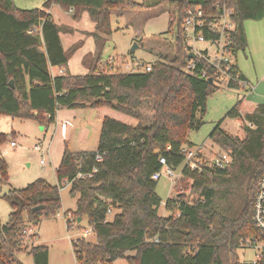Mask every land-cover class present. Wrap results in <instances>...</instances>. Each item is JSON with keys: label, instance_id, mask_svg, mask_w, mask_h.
Segmentation results:
<instances>
[{"label": "trees", "instance_id": "1", "mask_svg": "<svg viewBox=\"0 0 264 264\" xmlns=\"http://www.w3.org/2000/svg\"><path fill=\"white\" fill-rule=\"evenodd\" d=\"M162 1L178 6L168 31L175 29L172 59L151 63L149 72L120 74L101 62L106 37L112 33L111 11H140L160 2L49 0L42 10H20L13 0H0V114L45 125L54 122L63 108L105 106L136 120L129 125L105 116L94 151L73 153L65 147L56 186L38 180L1 195V188L8 185V166L0 151V197L11 208L7 223L0 225V264H23L17 257L20 252H26L33 264H48V248H28L23 232L29 224L36 226L40 215L56 216L64 180L72 181L70 196H78L75 211L64 212V217L70 214L80 222L86 218L96 238L95 244L71 241L78 264H113L119 259L128 264H239L236 251L244 249L242 242L262 240L252 223V205L264 172V105L241 115L239 100L226 114L241 123L244 139L221 130L222 122L209 134L220 151L232 157L228 168L211 167L201 173L185 168L180 149L187 144V135L204 124L207 99L218 89L183 71L189 58L182 51L180 23L187 0ZM205 1L210 6L220 0ZM228 1L235 11L239 52L247 45L243 23L264 19V0ZM53 4L73 10L75 18L87 12L94 23L90 35L96 53L82 62L88 70L85 76L57 73L66 71L70 55L62 47L60 27L46 12ZM5 142L6 135H0V148ZM161 158L174 171L180 169L176 185L189 182L194 194L186 199L176 192L168 198L165 217L159 215L161 199L155 191L157 182L151 180L162 168ZM93 167L97 172L91 178H76ZM37 206L43 209L33 214ZM69 224L67 220L65 225ZM129 252L134 255L127 256ZM256 264H264V256Z\"/></svg>", "mask_w": 264, "mask_h": 264}, {"label": "rangeland", "instance_id": "2", "mask_svg": "<svg viewBox=\"0 0 264 264\" xmlns=\"http://www.w3.org/2000/svg\"><path fill=\"white\" fill-rule=\"evenodd\" d=\"M49 0H13L14 6L20 10H42ZM136 4L152 5L160 2L156 7L140 11H111L110 27L112 33L106 37L101 62L105 63L109 57H115L114 73L127 74L140 71L136 65H150L157 61H170L175 52V29L168 32L173 14L177 12V3H164L162 0H132ZM50 14L54 23L60 27V38L67 54L70 55L66 74L71 76H85L88 71L82 65V57L90 52L95 55L96 48L92 40L95 26L87 14L83 12L75 18V12L64 11L53 4ZM63 29V30H62ZM243 29L247 45L244 50L237 53L236 64L252 85V88L217 90L212 93L206 102V113L203 117L204 124L198 131L187 135V144L197 149L202 147L204 153L212 156L219 152V147L209 139V134L214 127L222 122L221 130L231 137L244 139L245 135L241 123L236 119L226 117L228 111L236 104L242 103L239 112L249 113L254 106L264 105V19L260 21H245ZM136 45L133 53L130 50ZM73 51V52H72ZM72 52V54H71ZM128 67V68H127ZM99 116V117H97ZM107 116L125 124H136V120L108 107L87 110L60 109L54 122L41 125L36 120H21L0 114V135H6V142L0 148L1 157L8 166V185L1 188V195L10 190H22L38 180H44L50 186L57 185L56 170L60 167L65 147L81 144L86 140V145L94 147L92 132L99 129L98 120ZM101 118V119H100ZM45 119V118H44ZM61 124L64 125V135ZM86 131L89 135L86 136ZM10 142L14 143L10 147ZM185 144L184 146H186ZM41 150H35V147ZM44 161V165L40 162ZM161 172H164L162 169ZM180 169L174 171L176 179H180ZM191 183L179 181L172 189V182L166 175L157 181L156 193L161 199L159 215L168 216L164 203L168 198H173L176 192L185 195L192 194ZM68 186L60 190L61 208L52 219L43 215L38 217L36 226L29 224L31 231L23 238V244L28 248L32 246H46L50 252V264H78L71 248L72 239H76L83 229H87L88 221L83 218L79 227L74 226L67 231L63 213L75 211L78 196L69 194ZM193 197V196H192ZM194 198V197H193ZM11 208L6 200L0 197V225L8 221ZM109 219L112 215L108 216ZM29 220L25 216V221ZM30 223L31 221H27ZM33 234L37 238L32 239ZM85 240L91 244L96 243L93 235ZM253 249H238L236 251L239 264H252L255 260ZM129 252L127 256H133ZM17 257L23 264H33V260L26 252H20ZM113 264H128L126 259H119Z\"/></svg>", "mask_w": 264, "mask_h": 264}, {"label": "built area", "instance_id": "3", "mask_svg": "<svg viewBox=\"0 0 264 264\" xmlns=\"http://www.w3.org/2000/svg\"><path fill=\"white\" fill-rule=\"evenodd\" d=\"M235 33V11L229 5L228 0H220L210 6L207 5L206 1L205 4L188 3V6L182 11L180 23L182 51L189 58L183 71L206 82L211 80V85L218 90L243 89L247 91L251 89V83L244 78L236 64L238 51L236 49ZM190 54L194 55V57L190 58ZM115 63V57H109L108 61L103 65L108 66L109 70L114 71ZM136 67L140 71L145 72H149L151 69L149 64H137ZM63 74V70H58V75ZM61 129L62 131L64 130L63 124L61 125ZM13 146L14 143L10 142V147ZM35 150L39 151L41 148L37 146ZM204 152L202 147L195 149L189 146H182L180 155L183 157L185 168L192 172L201 173L206 168L224 169L232 164V157L226 152H215L214 154L212 153V156L206 155ZM100 161L101 156L97 155L95 162L99 163ZM40 163L44 165V161ZM159 163L162 168L151 176V180L157 182L164 174L170 179L172 189H174L177 182L174 170L166 166L163 158L159 159ZM162 169H164V172H161ZM96 172L97 167H93L88 173L79 172L76 178H91ZM71 184L72 181L64 180L62 187L68 186L70 188ZM111 214L112 212L108 211V215ZM64 220L65 222L67 220L70 222L69 228L65 225L67 231L78 224V221H75L70 214L66 215ZM252 223L261 232L263 238L262 240L249 238L242 242V246L244 249H253L256 252L255 260L252 263L256 264L264 256V172L258 180L253 197ZM30 231V228L24 230L23 238ZM90 235H93L92 228L83 229V232L79 235L81 237L72 240L85 239ZM31 236L32 239L37 238L36 234Z\"/></svg>", "mask_w": 264, "mask_h": 264}, {"label": "crops", "instance_id": "4", "mask_svg": "<svg viewBox=\"0 0 264 264\" xmlns=\"http://www.w3.org/2000/svg\"><path fill=\"white\" fill-rule=\"evenodd\" d=\"M52 8V6L50 7V9ZM50 9L49 10H47L46 12L48 13V14H50ZM69 12H71V13H73V10L72 11H69ZM50 16H51V14H50ZM94 24V23H93ZM90 35V34H89ZM92 38V37H91ZM60 40H61V38H60ZM92 40H93V38H92ZM94 41V40H93ZM61 44H62V42H61ZM95 44V43H94ZM62 47H63V44H62ZM63 49H64V47H63ZM64 51H65V49H64ZM91 54H90V52L89 53H87L85 56L83 55V59H82V61H81V63L83 62V60L85 59V57H88V56H90ZM68 65H69V63H68ZM82 65H83V63H82ZM84 66V65H83ZM85 67V66H84ZM67 69H68V66H67ZM86 69V68H85ZM87 70V69H86ZM88 71V70H87ZM63 72H66L65 70L63 71ZM241 72V71H240ZM58 73V72H57ZM242 73V72H241ZM243 75V74H242ZM237 101H239V100H237ZM256 108V106H254L253 107V109L249 112V113H251L254 109ZM58 112V111H57ZM57 114V113H56ZM240 114L241 115H244L243 113H241L240 112ZM245 114H248V113H245ZM97 117H99V116H97ZM101 117V116H100ZM55 118H56V115H55ZM102 118V117H101ZM100 118V119H101ZM98 120V125H101V120H99V119H97ZM62 125V124H61ZM129 125H131V124H129ZM135 125V124H134ZM99 131H100V126H99V129L97 128L95 131H93L92 132V140H93V144H94V142H95V140H97V142H98V137H99ZM86 136H88L89 135V132L88 131H86ZM62 134L64 135L65 133H64V130L62 131ZM69 148V150L71 151V152H73V153H77V152H91V151H94L96 148H97V143H96V145L94 146V147H89V146H87L86 145V140H84L81 144H79V145H74V146H71V147H68ZM112 215V214H111ZM72 248V247H71ZM48 264H50V252H49V255H48Z\"/></svg>", "mask_w": 264, "mask_h": 264}, {"label": "water", "instance_id": "5", "mask_svg": "<svg viewBox=\"0 0 264 264\" xmlns=\"http://www.w3.org/2000/svg\"><path fill=\"white\" fill-rule=\"evenodd\" d=\"M187 2H188L189 4H195V3L205 4V0H187ZM136 48H137V46L134 45L133 48L130 50V53H133V52L135 51ZM189 57H190V58H193L194 55L190 54ZM207 83H208V84H211L212 82H211V80H208ZM9 85L12 86V82H10ZM42 209H43L42 206H37V207H34V208L31 210V212L34 214L35 212H37V211H41ZM79 222H80V219L78 220V223H79Z\"/></svg>", "mask_w": 264, "mask_h": 264}]
</instances>
